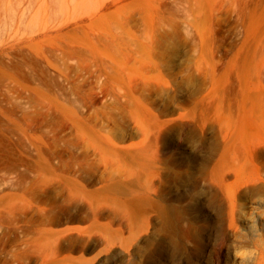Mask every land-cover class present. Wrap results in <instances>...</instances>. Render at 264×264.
Listing matches in <instances>:
<instances>
[{
	"label": "rangeland",
	"instance_id": "obj_1",
	"mask_svg": "<svg viewBox=\"0 0 264 264\" xmlns=\"http://www.w3.org/2000/svg\"><path fill=\"white\" fill-rule=\"evenodd\" d=\"M0 264H264V0H0Z\"/></svg>",
	"mask_w": 264,
	"mask_h": 264
},
{
	"label": "bare ground",
	"instance_id": "obj_2",
	"mask_svg": "<svg viewBox=\"0 0 264 264\" xmlns=\"http://www.w3.org/2000/svg\"><path fill=\"white\" fill-rule=\"evenodd\" d=\"M39 2L44 3L46 0H37ZM53 3H57L59 9L63 10L65 8H67L69 2H75V1H79V0H51ZM41 6V5H40Z\"/></svg>",
	"mask_w": 264,
	"mask_h": 264
}]
</instances>
